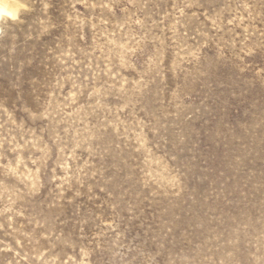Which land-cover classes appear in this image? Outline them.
I'll return each mask as SVG.
<instances>
[{
	"label": "rangeland",
	"instance_id": "374dc122",
	"mask_svg": "<svg viewBox=\"0 0 264 264\" xmlns=\"http://www.w3.org/2000/svg\"><path fill=\"white\" fill-rule=\"evenodd\" d=\"M20 2L0 264H264V0Z\"/></svg>",
	"mask_w": 264,
	"mask_h": 264
},
{
	"label": "clouds",
	"instance_id": "9594fccd",
	"mask_svg": "<svg viewBox=\"0 0 264 264\" xmlns=\"http://www.w3.org/2000/svg\"><path fill=\"white\" fill-rule=\"evenodd\" d=\"M26 11H28L27 4L20 0H0V32L9 23L18 22Z\"/></svg>",
	"mask_w": 264,
	"mask_h": 264
}]
</instances>
